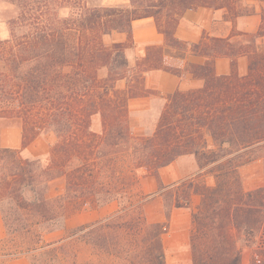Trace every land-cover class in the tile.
Returning <instances> with one entry per match:
<instances>
[{"label": "trees", "instance_id": "1", "mask_svg": "<svg viewBox=\"0 0 264 264\" xmlns=\"http://www.w3.org/2000/svg\"><path fill=\"white\" fill-rule=\"evenodd\" d=\"M243 0H130L103 6L93 0H0L7 8L9 36H0V118L21 124V148L0 147V215L5 236L0 264L26 257L30 264H167L164 235L175 209L192 212V264H241L244 247H254L251 264H264V184L247 190L241 169L264 161V53L211 38L179 40L177 26L187 10L228 9L237 15ZM264 3V0H259ZM64 12H67L65 15ZM153 18L163 45H150L135 66L126 51L135 46L132 26ZM125 34L123 42H107ZM166 49L179 56H167ZM205 59L184 61L186 53ZM248 57L240 75L237 60ZM203 81L197 89L163 97L151 135H136L130 101L158 95L145 87L155 70ZM232 71L219 75L218 58ZM101 130L95 131V118ZM42 136L53 139L46 161L23 151ZM194 156L199 172L164 184L160 171ZM157 181L145 194L142 180ZM62 180L64 192L50 195ZM161 219L151 220L148 205ZM118 208L67 228L69 206Z\"/></svg>", "mask_w": 264, "mask_h": 264}, {"label": "crops", "instance_id": "2", "mask_svg": "<svg viewBox=\"0 0 264 264\" xmlns=\"http://www.w3.org/2000/svg\"><path fill=\"white\" fill-rule=\"evenodd\" d=\"M100 4L103 6H129L130 0H100ZM264 9V3L259 0H243L238 3V14L234 15L233 12L228 9H211V8H199L197 10H187L181 18L175 35L176 37L189 44H197L202 40H209L211 38L228 39L231 44L235 46H247L252 35L256 34L262 23V11ZM133 38L135 46L126 51V55L132 52V58L128 57L129 63L135 66L136 63L142 58L146 57L147 46L150 45H163L164 36L158 32L156 24L153 18L138 19L133 22L132 26ZM125 34H114L109 37L111 42H123L126 40ZM108 39V40H109ZM256 49L258 52L264 53V36L256 40ZM167 56H176L177 54L173 50L166 49ZM184 61L194 64H202L205 59L201 56L193 54L191 51L186 53ZM184 61L181 58H176L173 65L181 67L183 72L181 76H176L170 72L163 70H155L146 73L145 87L147 89L156 90L161 95H169L179 90H191L202 87L203 81L195 78L191 73L184 72ZM237 70L240 75H245L248 72V57L243 55L237 60ZM215 69L219 75H227L232 71L230 58H218L215 62ZM155 95L137 98L130 101V112L132 113V106L139 107L141 110H145L150 105ZM21 134L22 130H19V135L13 143L8 140L9 130H4L1 134L0 145L2 147H8L12 149L21 148ZM38 140V139H37ZM37 140L35 142H37ZM34 142L23 151L25 157H38L42 158L49 153V145L44 144L38 149L33 148ZM189 158L185 159L184 158ZM258 162V161H257ZM255 162V163H257ZM180 163L192 166V170L186 173H180L182 169L179 168ZM170 169L172 171H170ZM173 170H176L173 172ZM199 172V165L194 156H183L177 159L174 163L160 171V178L164 184L171 185L173 182H178L196 175ZM166 175V176H165ZM167 175H177L174 178H168ZM146 179L142 180V184ZM175 182V183H176ZM264 183H257L252 189H256L262 186ZM250 189V190H252ZM196 198V197H195ZM194 199V198H193ZM185 208L175 209L172 215L179 213ZM185 212V211H183ZM179 213V214H181ZM171 215V216H172ZM187 220H185L183 226H178L176 219L172 221L173 230L169 233V238H163L165 252L173 250L180 253V258L184 259L185 264H192L191 252H190V235L192 228V212L185 213ZM5 236V228L0 215V240ZM167 258V255H166ZM252 256L251 251H245L242 255L241 264H251ZM29 263V261H28ZM30 264V263H29ZM168 264V262H167Z\"/></svg>", "mask_w": 264, "mask_h": 264}, {"label": "rangeland", "instance_id": "3", "mask_svg": "<svg viewBox=\"0 0 264 264\" xmlns=\"http://www.w3.org/2000/svg\"><path fill=\"white\" fill-rule=\"evenodd\" d=\"M93 2L100 3V0H93ZM6 11H7L6 6L4 4H0V36L2 38H6L9 36L7 24L5 22L9 16ZM66 13L67 12H64L63 14L65 15ZM107 42H111V40L109 39ZM177 55L179 56L180 54ZM127 56L132 58V52H129ZM165 96L167 95L163 96L158 92L156 98H154L153 102L150 105H148L145 110H141L139 107L134 108L132 106V110L134 109L136 110H134L132 113L130 112V122H131L132 130L136 135H151L154 132L159 120V116L165 104V99L163 98ZM20 129H21V124L19 121L0 118V140L3 131L9 130L8 140L10 143H13L15 139L18 137ZM93 129L98 132L101 130V121L98 117L95 118L94 120ZM52 142L53 139H51L50 137L42 136L38 138L37 142H34L33 148L38 149L42 147L43 143L49 145L50 147ZM0 147L2 146L0 145ZM47 155L42 157L43 161H46ZM185 159H189V158L185 157L183 161H185ZM183 166L185 167L182 169ZM179 168L182 169L179 171L182 174L190 171V169L192 170V166H188L187 163L186 164L180 163ZM170 171L172 170L170 169ZM174 171L176 170H173V172ZM241 175L243 177L244 186L247 190L252 189L253 186H255L257 183H261V182L264 183V161H258L257 163L253 162L244 166L241 169ZM167 176L168 178L173 179L174 176L176 177L177 175H167ZM145 178H150V180L146 179L145 183L141 185L142 191L145 194H154L157 189L156 179L152 177H145ZM175 182L171 184H174ZM64 187L65 185L62 180L57 181L52 186L50 190V195L56 196L60 193H63ZM198 202H199V197L196 198L194 197L190 208H185L184 210H180L182 211V213L179 212L181 214L176 213L171 216L168 225L167 234L165 235L166 241L169 238L168 234L171 233V231L173 230L172 221L176 219V223L174 224H177V227L183 226L185 220H187V216L185 215V213L193 212ZM117 208L118 205L116 203L104 207L91 206L86 204H71L69 206L67 228L72 229L81 224L95 221L97 219H100L106 215L113 213ZM148 213L151 220L161 219L159 206L154 201H151L149 203ZM245 251L247 252L251 251L252 258L256 254V250L254 247H244L243 252ZM166 255H167L168 264H185L184 259L180 258L181 254L180 253L178 254V252L176 251L170 250L168 251V253L166 252ZM9 264H29V263L26 257H18V258L9 259Z\"/></svg>", "mask_w": 264, "mask_h": 264}]
</instances>
